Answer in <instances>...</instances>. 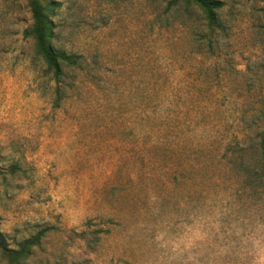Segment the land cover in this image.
<instances>
[{
	"label": "rangeland",
	"instance_id": "rangeland-1",
	"mask_svg": "<svg viewBox=\"0 0 264 264\" xmlns=\"http://www.w3.org/2000/svg\"><path fill=\"white\" fill-rule=\"evenodd\" d=\"M44 1L55 3L54 44L85 62L67 69L55 106L25 35L29 0H0L5 245L44 230L23 263L258 264L264 205L205 187V175L217 164L210 141L259 118L264 0H223L213 52L192 45L208 29L182 0L171 10L167 0ZM192 103L205 108L185 111Z\"/></svg>",
	"mask_w": 264,
	"mask_h": 264
},
{
	"label": "trees",
	"instance_id": "trees-1",
	"mask_svg": "<svg viewBox=\"0 0 264 264\" xmlns=\"http://www.w3.org/2000/svg\"><path fill=\"white\" fill-rule=\"evenodd\" d=\"M180 0H167V10L175 7ZM188 12L194 8L198 9L202 15L205 28L208 29V36H191L193 46H205L213 52L215 47L216 29L221 28L220 10L224 5L223 0H182ZM32 14L31 27L25 30V35L30 36L35 41L37 54L44 61L46 72L50 73L55 82V93L57 95L54 105H59L61 98V83L63 82L67 69L81 68L85 58L81 53H77L54 44L53 22L51 20L53 1L29 0ZM194 32V29H193ZM197 33V32H195ZM185 111L199 113L205 105L184 104ZM248 109V108H247ZM246 108L244 111H248ZM252 112H258L259 118L255 116L251 119L245 118L238 122L239 125L233 126L232 132L227 135L211 140L215 142L217 149L214 156H217V164L213 167L215 174H211L206 181L205 187L229 185V190L233 188V193L238 196L251 199L256 206L261 208L264 205V101L258 105H253ZM252 116V115H251ZM222 124L213 127L219 128ZM215 138V136H214ZM182 139V138H181ZM184 139V138H183ZM182 139V141H184ZM201 144V142H199ZM203 145V144H201ZM199 147V146H197ZM207 149V148H206ZM208 161L203 157L199 167L205 169ZM212 184V185H210ZM232 192V191H231ZM231 194V193H230ZM232 201L225 199L226 205ZM44 230L23 240L18 248H8L3 242V235L0 232V248L7 254L8 264H29L23 261L30 257L33 247L40 243Z\"/></svg>",
	"mask_w": 264,
	"mask_h": 264
},
{
	"label": "clouds",
	"instance_id": "clouds-1",
	"mask_svg": "<svg viewBox=\"0 0 264 264\" xmlns=\"http://www.w3.org/2000/svg\"><path fill=\"white\" fill-rule=\"evenodd\" d=\"M261 255L258 261V264H264V248L259 249Z\"/></svg>",
	"mask_w": 264,
	"mask_h": 264
}]
</instances>
